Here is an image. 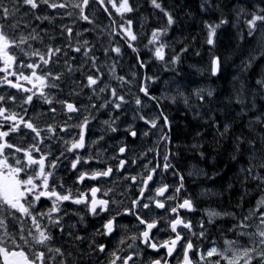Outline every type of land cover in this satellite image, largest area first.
Masks as SVG:
<instances>
[{"label":"snow or ice","instance_id":"6c2138e0","mask_svg":"<svg viewBox=\"0 0 264 264\" xmlns=\"http://www.w3.org/2000/svg\"><path fill=\"white\" fill-rule=\"evenodd\" d=\"M185 7L0 0V264H264V0ZM208 147L239 165L230 210L190 190Z\"/></svg>","mask_w":264,"mask_h":264},{"label":"trees","instance_id":"16d2710c","mask_svg":"<svg viewBox=\"0 0 264 264\" xmlns=\"http://www.w3.org/2000/svg\"><path fill=\"white\" fill-rule=\"evenodd\" d=\"M199 2H200V0H178V3L180 5H184L186 3L187 7H185L184 11L185 12H189V11L193 12L192 14L194 16H196V12L198 11ZM205 19H207V17ZM188 25H189V27H192V28L194 27L193 29L190 28L188 30H190L191 32L193 31V33H195V32L198 31V28L200 26V21L198 19H195V20L193 19L192 20L190 18L188 20ZM232 31H234V29ZM177 35H179V34L177 33ZM206 64H207V57L206 56H205V59H204L203 62H200V58L199 57L195 58V57H191L190 56L188 59L185 60V62L182 65V67H183L184 72L189 76V78L194 80V81L195 80L196 81H198V80L205 81V83H208V84L210 83V85L214 86V87H216L217 83L219 82L218 85H220L219 86V90H220L219 91V95L220 96L224 97V95L230 93V91H231L230 87H232L231 86V77H232V74L234 72L233 68H229L228 71L222 77V79L219 80V81H215L214 78L206 81V79H205V77L207 75L206 71H205V75L202 76L200 74V72L195 70V69H198V68H203V69L206 70V68H207ZM193 65H195V67H193ZM257 105H258V107L260 105H264V101L260 100V99H257ZM169 113H171V115H173L172 119L174 120V122H175V124L177 126V131L185 130V129H187L190 126L191 127H195V125H196V122L192 120V116H191L190 113H185V111H183L182 109H178L175 105H173L170 108ZM244 122H246V121H243L242 123H244ZM209 139H210V137H209ZM206 151L208 152V158L206 160L199 161L197 163H196V161H192V162L195 163L198 166H201L208 173L209 176L215 175V180L214 181L208 180L211 184L214 185V186L210 185L211 189H213L214 191H216L218 193V195L215 196V199H212V201L215 202L214 203V207L217 208L218 210H221V211L230 210L229 206L230 205H235L236 200L238 199V197L240 195L241 185L239 183H236L234 185L233 189L231 190V192H229L227 190V185L233 181V177L237 173V169H238L237 167H239V165H237L235 163H232V162H229L228 159H227L226 152L222 151L220 155H217L216 151L212 147H208L206 149ZM233 165L234 166L236 165V167H234ZM234 168L235 169L237 168V169L234 170ZM227 169H229L230 173H226ZM220 176H221V178H220ZM218 179H220L219 180L220 182L218 181ZM222 179H223V181H222ZM221 186H224V187L222 188Z\"/></svg>","mask_w":264,"mask_h":264},{"label":"flooded vegetation","instance_id":"af4514ba","mask_svg":"<svg viewBox=\"0 0 264 264\" xmlns=\"http://www.w3.org/2000/svg\"><path fill=\"white\" fill-rule=\"evenodd\" d=\"M128 57H129V56H125V59H128V61L125 60V67H126V68H127V63L129 62V58H130V57H129V58H128ZM190 166H191V164H190ZM63 174H64V170L61 169V172L58 173V175H63ZM189 184L191 185V186H190V190H194V189H196V190H197L196 192H199V191L201 190L200 187H197L196 184H192L191 181H189ZM208 205H209L208 200L204 199V202H203V204H202V206H201V211L204 212L205 210H207V209H208Z\"/></svg>","mask_w":264,"mask_h":264},{"label":"bare ground","instance_id":"6f19581e","mask_svg":"<svg viewBox=\"0 0 264 264\" xmlns=\"http://www.w3.org/2000/svg\"><path fill=\"white\" fill-rule=\"evenodd\" d=\"M192 13H193V12H192ZM196 13H197V12H196ZM143 14L146 15V16L148 15L147 12H144ZM193 16H194V15H193ZM194 17H195V16H194ZM205 18H206V17H205ZM192 20H193V19H192ZM194 20H195V19H194ZM198 20H199V19H198ZM192 22H193V21H192ZM192 22H191V23H192ZM195 22H196V21H195ZM195 22H194V23H195ZM149 23H151V17H149ZM191 25H192V24H191ZM193 26H194V25H193ZM190 28H192V27H189V29H190ZM193 28H194V27H193ZM193 28H192V29H193ZM192 32H193V31H192ZM128 58H129V57H128ZM195 58H196V57H195ZM125 60L128 61V59H125ZM237 62H238V61H237ZM192 63H193V62H192ZM197 64H198V63H197ZM197 64H196V65H197ZM206 65H207V64H206ZM189 69H190V68H189ZM189 69H188V70H189ZM194 69H195V68H194ZM195 70H197V69H195ZM195 70H194V71H195ZM233 70H234V69H233ZM192 71H193V70H192ZM196 72H197V71H196ZM197 73H198V72H197ZM230 73H231V72H230ZM233 73H234V72H233ZM194 77H195V76H194ZM196 78H197V77H196ZM193 79H194V78H193ZM193 81H194V80H193ZM195 81H196V80H195ZM198 81H199V80H198ZM206 81H207V80H206ZM222 83H223V82H222ZM209 84H210V83H209ZM218 84H219V82L217 83V85H218ZM215 85H216V84H215ZM228 85H229V84H228ZM219 86H220V85H219ZM212 87H214V86H212ZM221 88H222V87H221ZM230 88H231V87H230ZM219 91H220V90H219ZM224 96H225V95H224ZM221 97H222V96H221ZM175 109H176V108H175ZM175 109H174V110H175ZM176 110H177V109H176ZM172 116H173V115H172ZM178 122H179V121H178ZM189 122H190V121H189ZM194 123H195V122H194ZM196 163H197V162H196ZM233 166H234V165H233ZM209 167H210V166H209ZM234 167H236V165H235ZM212 168H213V167H212ZM237 168H238V167H237ZM237 168H236V169H237ZM236 169L234 168V170H236ZM237 170H238V169H237ZM208 171H209V170H208ZM222 171H223V170H222ZM228 173H230V172H228ZM224 177H225V176H224ZM218 178H219V177H218ZM220 178H221V176H220ZM223 179H224V178H223ZM223 179H222V181H223ZM219 180H220V179H218V181H219ZM211 182H212V181H211ZM219 182H220V181H219ZM219 182H218V183H219ZM219 184H220V183H219ZM212 185H213V184H212ZM190 186H191V185H190ZM213 186H214V185H213ZM213 186H212V187H213ZM219 186H220V185H219ZM197 187H199V186H197ZM210 199H211V200H212V199H215V196L211 197ZM226 200H227V199H226ZM221 202H222V201H221ZM226 202H227V201H226Z\"/></svg>","mask_w":264,"mask_h":264},{"label":"rangeland","instance_id":"374dc122","mask_svg":"<svg viewBox=\"0 0 264 264\" xmlns=\"http://www.w3.org/2000/svg\"><path fill=\"white\" fill-rule=\"evenodd\" d=\"M228 172H229V169L226 170V173H228ZM199 187L201 188L202 184ZM194 190H195V192L197 191L196 189H194Z\"/></svg>","mask_w":264,"mask_h":264}]
</instances>
